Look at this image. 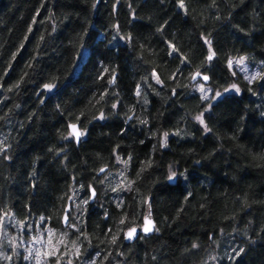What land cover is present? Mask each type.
<instances>
[{
  "label": "trees",
  "instance_id": "1",
  "mask_svg": "<svg viewBox=\"0 0 264 264\" xmlns=\"http://www.w3.org/2000/svg\"><path fill=\"white\" fill-rule=\"evenodd\" d=\"M40 230L41 264H264V0H0V264Z\"/></svg>",
  "mask_w": 264,
  "mask_h": 264
},
{
  "label": "rangeland",
  "instance_id": "2",
  "mask_svg": "<svg viewBox=\"0 0 264 264\" xmlns=\"http://www.w3.org/2000/svg\"><path fill=\"white\" fill-rule=\"evenodd\" d=\"M242 58L236 59L232 66L235 70H239V72L245 77L246 80H250L251 82L255 81L259 78L261 74V69L258 66H254L246 62L244 59L243 63L238 65V62L241 61ZM244 70L241 71L240 69ZM255 77V78H253ZM81 89V85H76L72 87L69 91V95L74 91L77 92ZM227 92L234 93L236 89L232 86L226 90ZM123 123L116 121V123H108L102 119H99L94 126L89 129L87 132H83V140L84 139H95V137H103L106 135H116L120 129L122 128ZM23 250L27 256L34 258L39 264H41V260L47 256V251L49 247H52V250L55 251L58 247V244H51L48 239V233L44 232V230L39 232L38 236L32 241H24L22 243ZM37 264V263H35Z\"/></svg>",
  "mask_w": 264,
  "mask_h": 264
},
{
  "label": "water",
  "instance_id": "3",
  "mask_svg": "<svg viewBox=\"0 0 264 264\" xmlns=\"http://www.w3.org/2000/svg\"><path fill=\"white\" fill-rule=\"evenodd\" d=\"M213 58V56H211V59ZM204 77H207V79H204ZM197 79H202L204 80V82H207L208 83V76L207 75H202L201 73H197L194 78H193V81H196ZM74 126V127H73ZM70 132H72L75 140L77 143H80L82 141V137H83V132L80 130V125L79 124H72L70 126ZM103 171L100 172V174L102 173ZM92 202L95 201V192H94V189H92ZM66 214H65V217H64V226H67L69 221H68V214H69V207H67L66 209ZM65 218H67V220H65ZM146 221H151V224L148 225V227H150V231H144V228L146 226ZM132 229H135V232H133V234L131 235V237H129L128 233L131 231H128L127 234H126V238H125V241L127 243L131 242L133 239L137 238L139 235L141 234H146V235H149V234H153L154 231L156 230V223H155V220H153V217L151 216H147L146 219H145V222L143 224V227L142 228H139V227H134Z\"/></svg>",
  "mask_w": 264,
  "mask_h": 264
},
{
  "label": "snow or ice",
  "instance_id": "4",
  "mask_svg": "<svg viewBox=\"0 0 264 264\" xmlns=\"http://www.w3.org/2000/svg\"><path fill=\"white\" fill-rule=\"evenodd\" d=\"M183 3V0H181V4ZM209 59H211V56L209 57ZM243 63V60L241 59V61H239L238 62V65H240V64H242ZM241 71H243L244 69L243 68H241L240 69ZM253 78H255V77H253ZM204 79H207V77H204ZM46 87H51L50 85H48V86H46ZM197 119H200V117H197ZM74 127V126H73ZM165 135H167V134H165ZM174 175V174H173ZM171 178V177H170ZM65 220H67V218H65ZM151 224V221H146V226H145V228H144V231H150L151 229H150V227H148V225H150ZM133 232H135V229H132L129 233H128V235H129V237H131V235L133 234Z\"/></svg>",
  "mask_w": 264,
  "mask_h": 264
}]
</instances>
